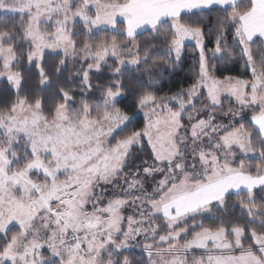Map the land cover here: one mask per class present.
Listing matches in <instances>:
<instances>
[{"label":"snow or ice","instance_id":"snow-or-ice-1","mask_svg":"<svg viewBox=\"0 0 264 264\" xmlns=\"http://www.w3.org/2000/svg\"><path fill=\"white\" fill-rule=\"evenodd\" d=\"M216 6L226 7L223 18L216 20L212 56L234 60L238 55L252 74L250 81L226 77V89L220 87L224 82L211 74L203 17L200 23L181 22L182 13ZM9 14L19 16V24L4 18ZM118 16L126 21L120 34L130 43L137 29L149 26L167 46L162 59L172 64L181 60L184 41L196 40L199 79L183 93L187 103H180L179 110L156 104L151 92L141 93L119 75L104 90L102 112L97 111L100 104L93 108L86 102L72 111L69 105L75 100L65 88L57 89L60 102L47 115L43 97L30 94L21 98L26 79L23 72L13 69L22 56L37 68L39 84L47 86L50 75L63 71L70 58L79 55L87 59L93 51L89 42L82 41V51L77 54L76 18L83 21V30L91 33L101 25L117 29ZM48 21L54 22L51 31L43 26ZM168 21L170 30L163 34L161 29ZM228 26L232 28L231 44ZM255 38L264 40V0H245L243 5L241 0H0V79L15 89L17 97L6 110H0V264H142L125 254L137 244L147 252V264H189V258L191 264H264V208L256 207L257 201L264 205V48L253 55ZM152 47L151 41L143 48L133 44L130 63L148 65L153 59L149 54ZM46 49L63 54L49 70L44 61ZM117 49L115 36L96 46V63L78 73L86 89L91 88L89 71H99L100 61L109 51L117 55ZM114 71L120 74L121 68ZM204 85L213 109L223 107L222 91L234 97L240 109L225 115L236 117L251 109L255 135L243 123L213 124L215 115L211 112L207 120L195 123L189 115L186 128L184 113L195 107L192 101ZM125 89L138 95L141 108L151 107L155 119L113 144V133L132 120L116 107ZM145 138L153 162L142 160L144 167L136 168L129 179L125 170L131 149L143 148ZM236 150L244 156L258 155L259 162L247 166L243 158L237 160ZM141 174L145 178L163 174V179L153 180L148 191L146 179H138ZM108 186L115 194L105 200ZM241 189L247 199L238 203L249 217L247 221L221 222L214 228L193 223L191 227L200 230L180 243L189 234V219L195 222L214 210L227 213L230 193H240ZM137 191L139 195H135ZM130 199L140 208V220L122 214ZM157 214L165 220V234H160L159 225L152 224ZM15 225L19 231L11 234L10 226ZM149 234L153 244L137 240L141 235L147 240ZM194 248L205 249L208 255L189 257ZM44 251L49 252L48 259ZM114 255L119 258L114 260Z\"/></svg>","mask_w":264,"mask_h":264},{"label":"trees","instance_id":"trees-1","mask_svg":"<svg viewBox=\"0 0 264 264\" xmlns=\"http://www.w3.org/2000/svg\"><path fill=\"white\" fill-rule=\"evenodd\" d=\"M245 0L241 2L243 3ZM230 11V9H229ZM225 15L224 9H211L206 12L188 14L182 16V23H200L201 17H203L202 27L204 28V43L206 45L207 53L210 55V64H212V73L218 80H225L226 77H231L232 79H242V80H252L251 71L245 67V60L240 56H235L234 60H228L223 57L212 56V49L214 47V42L217 39L216 33V20L217 17L223 18ZM11 23L19 24V16H6L4 17ZM126 25L122 22L117 24V30L121 33ZM229 28L228 40L231 44L232 42V28ZM170 30V24L165 23L161 32L167 34ZM74 31L77 33L75 40L78 44L77 52L82 51V41L89 42L90 47H96L106 40H110L115 36L117 44L123 48V50L128 49L131 44L128 42L125 35L120 33H112L110 31H102L98 34H88L83 30L81 24L75 26ZM152 42L153 47L149 50V54L153 57L149 61L148 65H140L135 69L126 68L121 71L120 74L115 73L114 69L119 67L118 63L115 61H109L106 66L102 68L99 73H92L89 75V81L91 84L90 89H86L85 85L81 81V76L78 74L82 70H86V64L81 65L80 63L67 62L66 68L59 74L50 75L51 83L47 86H41L38 79L37 68L33 65H29L25 57H21L20 63L17 65L14 71L19 70L23 72L26 84L21 92V98L25 95L35 94L44 98L45 109L44 113L47 115L49 110L53 107L56 102H60V97L57 93L58 88H65V90L70 91L73 95L75 103L70 104L69 107L72 111L79 109L81 102L88 103L91 107L96 108L97 104H100L98 112L103 111L102 97L106 87L111 86L115 83L117 75L120 79L130 83L134 89L139 90L141 93L151 92L152 95L156 97L158 103H164L174 96L188 92L196 81L199 79L197 76L198 72V50L194 45H186L183 49V55L179 62L172 64L167 59H162L165 56L167 46L161 42V39H157L153 32L147 31L138 35L135 39L137 45L143 46ZM17 44L21 43L16 41ZM128 45V48H125ZM234 46V45H233ZM25 49L27 48V43H24ZM235 47V46H234ZM264 48V41L260 38L255 39L253 45V55ZM143 52H141V57ZM58 58H63L60 55H46L44 56V61L46 63V70L51 69V67L58 62ZM15 91L6 82L0 84V110H6L7 105L16 99ZM116 104L123 113H126L132 117V121L125 126L123 129L118 131L113 135L114 138L111 139V143H115L117 140L126 138L131 132L136 130L144 129L146 126V120L142 116H138L140 110L139 97L133 91L128 89L124 90V95ZM204 93L202 98L196 105L206 102ZM234 107V106H231ZM177 111L176 108H174ZM220 111H226V108H222ZM93 119L96 118V114H93ZM244 127L249 131L253 132L255 135L256 131L252 126L250 119H247L243 123ZM152 154L149 147L144 144L143 148H133L132 156L129 157V167L125 170L127 175H131L136 168L144 167L142 160H147L148 163H152ZM259 159L245 161V164L249 167H254ZM247 199L244 194L240 195H230L228 199L229 210L225 214H221L218 211H213L211 215H205L199 217L197 221L193 222L189 219V234L181 240H190L192 234L195 231H199V228H193L191 225L193 223H203L204 227H215L219 223L228 224L229 221L241 222L247 221L249 217L246 215L245 210L240 207L238 203L239 200ZM235 206V207H233ZM257 209L264 208L257 201ZM219 217V219H217ZM160 226V234H165L164 227L165 224L162 219L157 220ZM252 227H257L258 224H253ZM19 230L16 228L11 229V234L17 233ZM129 256V259H139L142 264H147V257L145 254L133 250L125 252ZM119 257L114 256V260Z\"/></svg>","mask_w":264,"mask_h":264},{"label":"rangeland","instance_id":"rangeland-1","mask_svg":"<svg viewBox=\"0 0 264 264\" xmlns=\"http://www.w3.org/2000/svg\"><path fill=\"white\" fill-rule=\"evenodd\" d=\"M242 1L243 0H241V2ZM101 2H105V0H101ZM89 14L91 15L92 14V11H90ZM7 16H12V15L9 14ZM13 17H15V16H13ZM119 22H122V23H124L126 25V21L124 20L123 17H119V16L117 17V24ZM167 23L171 24V21H168ZM77 24H81L83 26V21L80 18H76V20H75V26ZM43 26L44 27H47L49 29V31H51V30L54 29V22L53 21H48L47 24H45ZM102 31H110L112 33H117V34L120 33L117 29L114 30L109 25H101L99 28H93L92 31H91V33H88V34H98V33L102 32ZM147 31H151L152 32V30L150 29L149 26H144V27H142L140 29H137L136 37L138 35L142 34V33L147 32ZM136 37H135V39H136ZM110 40H106V41H110ZM127 40L129 42V38H127ZM106 41H104V42H106ZM130 44H131V46L128 49H126V50H123V48L117 44L118 45L117 55L113 56L111 54V51H109L108 54L105 57V60L104 61H100V69H99V71H96L95 68H93L92 70L89 71V75L92 74V73H99L102 70V68L107 65V63L109 61H115V62H117L118 65H119V67L121 68V71L124 70V69H126V68H130V69L137 68V66H134V65H132L130 63V61L133 58V56L129 54V49H131L133 53L135 52V49L133 48V44H135V45H137V44H136L135 40L132 41V43H130ZM186 45H194L197 48L198 53H199V46L197 45L196 40L194 38H188V39H186L184 41L183 49H184V47ZM90 48H92L93 51L88 54V58L87 59L80 58V56L77 55L75 59L70 58L68 60V62L80 63L81 65L86 64V67L89 64H93L94 65L96 63V60L93 59V55L95 54L96 47H90ZM109 48H110V45H109ZM183 49H182V55H183ZM79 53L80 52H77V54H79ZM46 55H54V56L60 55V56H63V54H62L61 51H59V50L53 51L51 49H46L45 50V56ZM217 57H220V56H217ZM121 60L126 61V63L124 65H121L120 64V61ZM2 63H3V61H2V59H0V66H2ZM211 74L214 76L213 73H211ZM233 80H235V79H233ZM220 81H223L224 82L223 85H221L220 87L222 89H226L227 83H228L227 80L225 79V80H220ZM3 82L8 83L6 80L0 79V84L3 83ZM10 87L15 91V89L11 85H10ZM203 93H204L205 98H206L207 101L204 102V103H200L199 105H196V103L201 100ZM174 97H175V99H173V97H172L171 99H169L168 101L164 102L163 104H166L168 107H171L173 110H174V108H176L177 110H179V104L180 103H182V102L183 103H187V97L185 95H183V94H179V95L174 96ZM117 99L120 100L121 97H118ZM221 100H222L223 107H219L218 106L215 109H213L212 106H211V104H210L209 98L207 96V86L204 85V86L200 87L198 89V92H197V98L192 101V103L194 104L195 107L194 108H188V110L184 113V119H183L182 123L187 128L189 126V121L187 119V117L189 115H191L194 118L191 123H195L199 119H206L207 120L209 118V113L210 112L211 113H214V115H215V120L212 121L213 124L228 125L230 122L244 123L247 119H250V122H251V114H252V110L251 109H244L243 112H242V115H237L236 117H232L230 115H225V113H229V112H239L240 111L239 106H238V104L235 101V98L234 97L229 98V94H228L227 91H222ZM156 104H161V103L156 102ZM229 105L234 106V107L229 108ZM222 108H226L227 112L226 111H223V112L220 111ZM152 111H153V109L151 107H143V108L140 107V110H139V112H138L137 115L144 117L145 120H146V125H147L148 122H149V120H154L155 119V117L152 115ZM157 112H159V109H157ZM130 122H126L125 124L120 125V127L117 129V131L115 133H117L118 131H120L121 129H123ZM251 124H252V122H251ZM252 126L254 127L255 131H257V129L255 128V126L253 124H252ZM115 133H113V135ZM205 143L207 144L208 141L205 140ZM144 144L147 145L146 138H145V143ZM136 147L137 148H140L139 146H134L133 148H136ZM132 149H131V151H132ZM236 158H237V160L243 158L245 161L259 159L258 155H254L252 153H249V154H247V156H244L239 150H236ZM128 177H129V179H131V175H128ZM33 178L34 179H42V176H34ZM63 178L64 177L61 176V179H63ZM118 179H120L121 182L123 181V177H120ZM138 179H141V180H145L146 179V183H145L144 187L148 191H151L152 187L154 186L153 180L159 181V180L163 179V174H157L154 178H145L141 174L138 177ZM115 191H119V190L117 189ZM244 191H245L244 189H241L240 190V193H237L235 190H233L230 193V195H240V194H244ZM114 194H115V192L112 189V187L111 186H108L107 187V191H105V193H104V199L107 200L108 198L112 197ZM139 194H140L139 191H137L135 193V195H139ZM144 210L145 211L147 210V207L146 206H145V209ZM139 213H140L139 206L137 204H132L131 203V199L129 200L128 206L124 207L123 210H122V214H123V216L125 218H127L129 216H133L134 219H136V220H140L141 219ZM160 215H162V214H157V217L156 218H153V220H152V224L153 225H158L157 220L158 219H161V218H159ZM162 220H163V222L165 224V220L164 219H162ZM145 226H147V221H145ZM125 227H126V221H125ZM10 228L11 229L16 228V229L19 230V226L18 225L10 226ZM159 231H160V229H159ZM185 237H183L182 240ZM229 239H231V237H229ZM137 240L140 241L142 244H153V240H152L151 234L148 235V239L147 240H145L144 235L138 236L137 237ZM133 243H136V242L133 241ZM180 243L182 244L183 242L180 241ZM163 247H167V245H163ZM133 250H137V251L145 254V256L147 257V252L139 244H137V246L135 248L131 249L130 251H133ZM125 252H129V250H125ZM237 254H238V252H237ZM43 255H44V258L45 259H48L50 254H49L48 251H44L43 252ZM207 255H208V252L205 249H200V248H194L189 253V257L195 256L197 258H199L201 256H205L206 257ZM114 256H113V259H114ZM154 256H155V253H154ZM165 259H170V258L169 257H165ZM189 264H191V259L190 258H189Z\"/></svg>","mask_w":264,"mask_h":264},{"label":"crops","instance_id":"crops-1","mask_svg":"<svg viewBox=\"0 0 264 264\" xmlns=\"http://www.w3.org/2000/svg\"><path fill=\"white\" fill-rule=\"evenodd\" d=\"M226 6H216V7H214V9L215 8H217V9H224ZM206 11H209V9H205V10H203V11H201V12H206ZM194 13H200V12H194ZM194 13H182L181 14V16H183V15H188V14H194ZM255 39H257V38H255ZM261 39V38H260ZM264 41V40H263Z\"/></svg>","mask_w":264,"mask_h":264}]
</instances>
